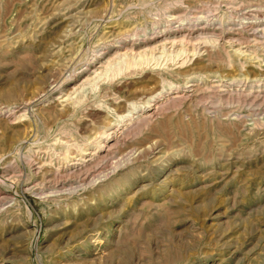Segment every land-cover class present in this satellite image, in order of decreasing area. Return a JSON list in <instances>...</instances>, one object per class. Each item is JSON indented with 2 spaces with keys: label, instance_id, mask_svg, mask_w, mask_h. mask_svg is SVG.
<instances>
[{
  "label": "rangeland",
  "instance_id": "rangeland-1",
  "mask_svg": "<svg viewBox=\"0 0 264 264\" xmlns=\"http://www.w3.org/2000/svg\"><path fill=\"white\" fill-rule=\"evenodd\" d=\"M263 94L264 0H0V264H264Z\"/></svg>",
  "mask_w": 264,
  "mask_h": 264
},
{
  "label": "bare ground",
  "instance_id": "bare-ground-1",
  "mask_svg": "<svg viewBox=\"0 0 264 264\" xmlns=\"http://www.w3.org/2000/svg\"><path fill=\"white\" fill-rule=\"evenodd\" d=\"M190 36V35H189ZM182 42V41H181ZM183 45V44H182ZM184 49V48H183ZM182 49V50H183ZM187 49V48H186ZM157 50V49H156ZM240 50V49H239ZM183 52V51H182ZM137 53V52H136ZM168 53V52H167ZM164 54V53H163ZM180 54L181 53H179V54H177L176 56L177 57H179L180 56ZM123 56V55H122ZM121 56V57H122ZM126 56V55H125ZM143 56L144 55H140V56H137V57H134V58H132V59H130L129 61L127 60V59H125L124 61H120L121 63H117L116 62V64L114 63V66H112V67H110V69L109 70H111V71H113V75H118V74H121V73H123L125 70H127L128 68H130V67H135V66H140V61H137V59L138 58H140L141 60H142V58H143ZM127 58V57H126ZM150 58V57H149ZM108 65V64H107ZM136 70V69H135ZM104 73V72H103ZM103 75H106L105 73L103 74ZM191 82H193V81H191ZM90 90V89H89ZM94 90V89H93ZM87 91V90H86ZM170 91V90H169ZM169 94V93H168ZM160 95V94H159ZM264 95V94H263ZM163 96V95H162ZM154 97H156V96H154V95H151L150 96V98L145 102L146 104H147V106H149L150 107V104L153 102V99H154ZM156 99V98H155ZM160 99V98H159ZM81 100V99H80ZM77 101H79V100H77ZM261 101V100H260ZM76 102V101H75ZM80 102H82V101H80ZM73 104V103H72ZM152 105V104H151ZM137 107V106H136ZM112 109V108H111ZM142 110L143 109H141V110H139V114H140V112H142ZM123 115H125V114H123ZM127 115V114H126ZM136 115H138L137 114V112L136 113H132V114H129L128 115V117L127 118H129V117H131V119H134V118H137V117H135ZM119 120H120V118H118V122H119ZM122 123H125V122H122ZM114 124H111L110 126H113ZM105 132V131H104ZM106 134V133H105ZM109 135V134H108ZM104 136V135H103ZM106 136V135H105ZM110 136V135H109ZM109 138V137H108ZM94 139V138H93ZM107 139V138H106ZM60 140V139H59ZM38 142V141H37ZM37 142H35L36 144H39V143H37ZM34 143V144H35ZM62 143V142H61ZM67 144V143H66ZM81 144H83V143H81ZM90 144V143H89ZM32 145V144H31ZM30 145V146H31ZM95 147L97 148V149H99L98 150V153L99 152H102V150H103V148L105 147V144H102V143H100V142H98L97 144H95ZM87 148V147H86ZM81 151V153H83L84 155L83 156H87L88 157V155H90V156H93V155H95L96 154V151H90L89 152V150H84V149H81L80 150ZM109 153V152H108ZM95 156H97V155H95ZM79 157V156H78ZM99 157V156H98ZM105 158V157H104ZM83 159H84V157H83ZM103 159V158H102ZM86 160V159H85ZM84 161V160H83ZM91 162V161H90ZM86 163H87V161H86ZM42 164V163H41ZM84 165V164H83ZM91 169V168H90ZM45 175V174H44ZM57 175V174H56ZM55 175V176H56ZM34 176H36V175H34ZM70 176V175H69ZM68 177V176H67ZM77 177V176H76ZM35 178V177H34ZM55 178V177H54ZM57 179V178H56ZM60 179V178H59ZM58 179V180H59ZM65 179V178H64ZM21 180V179H20ZM46 180H51V176H46V177H44V179H43V181L42 182H44V181H46ZM81 181V180H80ZM49 182V181H48ZM57 182H59V181H57ZM83 182V181H82ZM86 182V181H85ZM56 183V182H55ZM64 183V182H63ZM43 184V183H42ZM48 184V183H47ZM73 184V183H72ZM27 185V184H26ZM41 185V184H40ZM49 185V184H48ZM55 185V184H54ZM58 185H59V183H58ZM36 186H37V184H36ZM42 186V185H41ZM71 186V185H70ZM77 186V185H76ZM35 187V186H34ZM33 188V187H32ZM30 190V189H29ZM35 191V190H34ZM50 192V190L49 191H46V190H44L43 191V193L45 194V193H49ZM57 197V196H56ZM60 199L62 198V197H59ZM44 199V198H43ZM48 199V198H47ZM57 200H58V198H57ZM48 201V200H47ZM53 201V200H52ZM56 201V200H55ZM58 202V201H57Z\"/></svg>",
  "mask_w": 264,
  "mask_h": 264
}]
</instances>
